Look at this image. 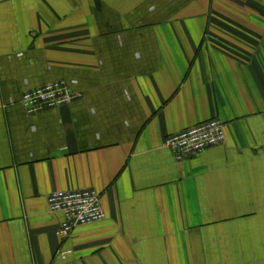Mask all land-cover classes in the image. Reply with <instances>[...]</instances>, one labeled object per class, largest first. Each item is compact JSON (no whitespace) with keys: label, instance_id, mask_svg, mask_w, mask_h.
<instances>
[{"label":"crops","instance_id":"1","mask_svg":"<svg viewBox=\"0 0 264 264\" xmlns=\"http://www.w3.org/2000/svg\"><path fill=\"white\" fill-rule=\"evenodd\" d=\"M56 81L79 97L28 116ZM87 189L105 218L59 240L48 196ZM0 264H264V0L0 2Z\"/></svg>","mask_w":264,"mask_h":264},{"label":"built area","instance_id":"2","mask_svg":"<svg viewBox=\"0 0 264 264\" xmlns=\"http://www.w3.org/2000/svg\"><path fill=\"white\" fill-rule=\"evenodd\" d=\"M78 97L67 83L56 81L23 92L18 103L28 116H32L44 109L68 105ZM224 140V124L213 119L165 138L163 147L178 158H193L209 148L222 145ZM47 208L50 213L63 217L56 231L61 241L68 240L75 228L105 218L100 195L91 189L54 192L47 198ZM68 254L70 251H59L57 257L64 259Z\"/></svg>","mask_w":264,"mask_h":264},{"label":"trees","instance_id":"3","mask_svg":"<svg viewBox=\"0 0 264 264\" xmlns=\"http://www.w3.org/2000/svg\"><path fill=\"white\" fill-rule=\"evenodd\" d=\"M44 110H47V109H44Z\"/></svg>","mask_w":264,"mask_h":264}]
</instances>
